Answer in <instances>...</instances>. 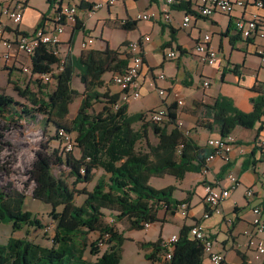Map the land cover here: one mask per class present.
Instances as JSON below:
<instances>
[{"label": "trees", "instance_id": "16d2710c", "mask_svg": "<svg viewBox=\"0 0 264 264\" xmlns=\"http://www.w3.org/2000/svg\"><path fill=\"white\" fill-rule=\"evenodd\" d=\"M56 1L48 0L50 3ZM182 6L187 12H192L191 2ZM81 8L83 6H78L79 10ZM46 20L49 19L45 16L43 21ZM133 26L130 21L121 24L125 30ZM130 44L126 45L124 57L111 49L82 55L81 63L91 73L80 76L86 86L84 93L73 88L75 69L69 60L66 59L63 70L56 73L61 59L51 52L49 45H41L29 59L33 74H52L54 89H49L51 82L45 83L37 78L38 91H34L12 79L16 66L0 68L9 72V82L22 99L21 103L0 93V130L8 115L12 122L27 120L34 123L41 118L45 133L50 132L51 127L55 130L53 135H48L50 143L58 144L57 147L52 146L54 149L50 147L51 151L39 159L36 185L32 191L34 199L52 207L49 216L56 222L53 245L44 247L27 238H11L5 246H0V264H40L58 258L84 263L88 250L93 256L99 255L98 264H119L126 238L116 229V224H122L130 231L143 230L146 224L160 222V209L165 208L173 215L174 210L185 204L174 198L175 186L155 189L150 180L165 176L182 180L188 172H199L207 167V158L214 152L212 147L209 150L201 148L179 125L168 131L161 124L148 122V114L155 113L153 111L129 116L126 104L116 109L119 95L92 90L89 82L92 74L97 77L99 73L121 74L126 71L132 59L128 49ZM20 67L23 70L22 63ZM238 68L234 66L231 71L238 73ZM258 91L260 96L253 100L254 111L249 114L235 110L227 115L218 103L202 105L212 112L222 138L230 136L237 126L250 129L261 121L264 116V86ZM81 96L84 99L78 113L70 119V106ZM98 104L102 106L100 110L95 107ZM165 118L166 122L176 124L175 106L168 109ZM138 122L143 123L140 130L134 128ZM201 126L213 129L212 124ZM150 128L159 139L156 145L151 143ZM62 131L73 138L74 151L65 150L60 135ZM98 170L104 172L105 178H99L94 188L88 189L87 185L92 183ZM80 185L85 187L79 189ZM80 196L85 200L82 205H77L76 200ZM26 198L25 192L12 186L0 188V222L11 223L15 231L26 227L43 228L38 218L23 212ZM192 227H184L177 235L178 240L172 244L159 239L139 246L145 250L152 249L146 257L153 264H204V245L190 235ZM93 234L98 237L90 242ZM100 244L106 248L103 253ZM168 253L172 254L170 259L167 258Z\"/></svg>", "mask_w": 264, "mask_h": 264}, {"label": "crops", "instance_id": "0c3cea01", "mask_svg": "<svg viewBox=\"0 0 264 264\" xmlns=\"http://www.w3.org/2000/svg\"><path fill=\"white\" fill-rule=\"evenodd\" d=\"M107 1L109 0H70L73 5L83 6L78 22L66 24L62 36L61 62L67 59L75 69L74 89L84 93L86 86L80 76L91 74L81 63L84 53L111 49L119 51L124 57L126 45L138 42L143 53V67L138 80L141 97L126 104L129 116L160 110L167 112L170 107L175 106L178 116L176 124L166 122L165 118L161 125L171 131L179 125L178 123H182L179 126L189 138L201 148L209 150V141L222 136L212 112L202 105L218 103L227 115H231L235 110L246 114L254 111L253 100L260 96L258 90L264 86V62L256 52V48L263 42L243 38L236 32L235 23L238 18L250 17L255 13L264 18V10L259 11L248 5L243 9H236L229 16L216 14L212 18H203L196 15L187 29L182 28L187 12L182 5L190 0H176L170 6L166 5L165 0H119L113 6L98 10L92 17L88 15L86 7ZM0 2L1 8L20 7L24 16L19 25L13 24L5 17L2 19L6 25V39L14 41L20 36L34 34L39 28L46 31L55 29V5L48 0H22V7L17 0ZM166 9L171 15L170 21L164 17ZM152 12L157 13L156 19L136 20L138 15ZM45 16L49 20L44 22ZM127 21L134 23L129 30L121 27V24ZM207 35L211 36L209 45L219 51L218 62L214 66L203 63L195 51L196 46L204 42ZM116 37L118 40L115 42ZM146 37L150 40L146 41ZM87 39H93L94 43L84 50L82 44ZM172 51L177 54L175 58L168 57ZM17 61L22 63V67L30 65V59L23 54L18 56ZM234 66H239L238 73L231 71ZM13 73V80L38 91L39 82H36L34 77L19 67L13 69ZM117 74L118 72L110 71L99 73L97 77L92 74L93 77L89 79L92 90L121 97L122 90L114 83V76ZM161 74L165 75L164 79L159 78ZM0 76H6L9 81V72L0 70ZM207 81L208 86L205 85ZM97 83L101 85L98 86ZM54 88L55 83L52 81L49 89ZM159 90H165V95L161 96ZM83 99L84 96H81L70 106V119L76 117ZM95 107L100 110L102 106L98 104ZM150 114L148 122H152ZM204 123L212 124L213 129L208 130L201 126ZM142 125L143 123L138 122L134 124V128L140 130ZM231 136L235 142L229 163L215 158L207 161L205 169L188 172L182 180L172 176L175 182L170 185L176 187L174 198L185 202L187 214H182L181 206L174 210L173 215L165 208L160 209V222L145 228L138 244L153 243L159 239L167 240L179 235L184 227L200 225L212 239L214 251L221 253L227 264H264V255L258 254L256 250V243L264 241V233L257 232L252 223L255 208L262 210L264 220V162L258 147L259 140L264 137V116L253 128L237 126ZM149 137L151 143H158L159 139L151 128ZM229 175L237 178V187L232 189L231 195L220 205L218 211H212L210 216L205 218L208 212L205 186L212 184L218 188H232ZM104 176L102 170L96 171L97 179ZM248 191L252 192V196L247 195ZM115 227L120 232V224ZM251 240L256 241L255 245L249 244ZM151 251L152 249L145 250V254ZM150 263L153 264L151 261ZM203 263L212 264L207 256L204 257Z\"/></svg>", "mask_w": 264, "mask_h": 264}, {"label": "built area", "instance_id": "2783aa9c", "mask_svg": "<svg viewBox=\"0 0 264 264\" xmlns=\"http://www.w3.org/2000/svg\"><path fill=\"white\" fill-rule=\"evenodd\" d=\"M18 4L22 7V0H17ZM119 0H109L107 2H97L88 9V15L92 17L98 10L106 7L113 6ZM176 0H165L167 6L173 5ZM192 6V12H186L182 28L187 29L191 26L194 16L198 15L203 18H212L216 14L231 15L236 9H243L248 5H252L257 10H264V0H190ZM55 11L53 14V21L55 23V29L52 31H46L45 29H37L32 35H23L12 41L4 38L6 25L3 23V18H7L15 25H19L23 20V13L20 7H2L0 2V68H13L20 67L21 62L17 61L18 56L25 55L28 58L35 53L36 49L41 45H49L52 49L51 52L58 58L62 59V36L65 31L66 24H75L79 20L80 10L77 5L70 3V0H57L55 3ZM164 17L167 21L171 20L169 10L164 11ZM158 17L157 13H145L136 17V20L151 21ZM236 32L239 33L246 40H261L263 44L256 48L258 55L262 57L264 62V18L259 14H252L250 17H241L236 20L235 23ZM146 41L150 38L146 37ZM211 36L207 35L204 42L199 43L195 51L200 56L203 63L214 66L218 62L219 51L209 45ZM93 39H89L82 44V48L86 50L89 45L93 44ZM3 47V48H2ZM129 52L132 54L131 62L125 72L114 76V83L118 85L122 90L119 103L116 105V109L119 106L129 103L130 101L137 100L141 97L139 76L143 67V53L140 50L138 42L131 43L128 47ZM177 56L175 51L168 54L169 58H175ZM19 63V65H18ZM64 61H60V66L57 72L63 70ZM23 71L35 79H41L45 83H50L52 80V74H33L31 65L22 67ZM160 79H164L165 75L161 74ZM209 85V81L205 83ZM165 90H159V94L164 96ZM181 103V102H179ZM167 112L165 110L157 111L151 114V121L156 124H162L165 121ZM180 126L182 123H178ZM63 137V146L67 152H72L75 149L73 138L69 134L60 132ZM235 139L230 135L226 138L213 139L209 141V146L214 149V152L207 158V161H212L215 158H221L223 161L229 163L231 160V153L233 149V143ZM258 147L264 162V137L258 142ZM243 152V149H241ZM84 173V171H83ZM231 187L229 189L218 188L215 185L207 184L205 186V202L208 207V212L205 214V218L210 216L212 211H218L220 205L229 198L233 188L237 187L238 180L233 175L228 177ZM248 196H252V192H247ZM182 214H187V205H182ZM253 225L257 229V232L264 233V220L262 218L263 213L260 208L253 210ZM114 222L113 219L110 220ZM151 224H146L145 228H150ZM56 225L51 223L49 226L44 227L46 233H55ZM190 235L200 240L204 245L205 256L209 258L212 264H227L225 257L214 251V244L212 239L207 235V232L200 225H195L191 228ZM178 240V236L174 235L166 240V244H172ZM254 240L250 241V245H255ZM101 248L105 247L102 244ZM257 253L264 255V241L256 243ZM172 257L171 253L167 254V258Z\"/></svg>", "mask_w": 264, "mask_h": 264}, {"label": "rangeland", "instance_id": "374dc122", "mask_svg": "<svg viewBox=\"0 0 264 264\" xmlns=\"http://www.w3.org/2000/svg\"><path fill=\"white\" fill-rule=\"evenodd\" d=\"M80 38L78 43L79 50L81 44ZM96 38L99 39V37ZM117 40V37L114 38L115 42ZM117 46L119 47V45ZM15 74L18 73L15 72ZM5 77L0 76V93L10 95L22 103V99L15 91L14 85L10 84ZM40 119L34 123L27 120L12 122L8 115L7 119H4L1 124L0 188L9 185L25 192L27 198L23 206V212H29L33 218H38L42 222L43 228L33 229L26 227L22 230L15 231L11 223L0 222V246H5L11 238H27L44 247H51L53 245L52 240L55 233H46L44 231L46 225L49 226L51 223H54L49 216L52 207L32 197V191L36 185V165L39 159L47 154L46 152L51 151L50 147L54 149L52 146H58L56 142L50 143L48 136L49 134L53 135L55 130L51 127L50 132L48 130V132L45 133ZM76 154L78 156V152H76ZM97 181L98 179L95 177L92 183L88 185L89 189H93ZM172 182H175L172 176H166L164 178L155 177L151 180L150 185L155 189H164L171 186L170 184H172ZM83 188L84 185L79 186V189ZM84 200L85 197L80 196L77 198L76 204L82 205ZM54 224L56 225V222ZM120 227V232L124 235L126 240L122 246V257L119 264H151L146 257L147 254H145V249L139 247L138 244L139 238L145 229L130 231L125 229L122 224H120ZM97 237V234L91 235L90 242L95 241ZM105 249V247L102 248V253ZM97 256L99 257V255L93 256L88 250L83 258L85 261L84 263L58 258L51 261H42L40 264H98Z\"/></svg>", "mask_w": 264, "mask_h": 264}]
</instances>
